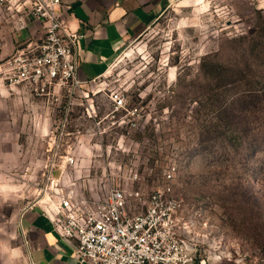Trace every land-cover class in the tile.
Here are the masks:
<instances>
[{"label": "rangeland", "instance_id": "rangeland-1", "mask_svg": "<svg viewBox=\"0 0 264 264\" xmlns=\"http://www.w3.org/2000/svg\"><path fill=\"white\" fill-rule=\"evenodd\" d=\"M1 12L0 236H5L20 233L23 211L48 198L50 149L57 138L46 136L44 119L31 118L26 93L4 81L8 60L25 43L11 49L7 41L22 31ZM98 83L74 96L67 115L74 122L65 126L61 146L62 155L71 152L82 163L68 170L85 193L130 182L148 196L175 165V193L208 222L210 241L223 251L217 264H264V0H180L121 45ZM113 90L124 94L127 110L138 109L135 116L112 113ZM92 103L96 119L105 120L101 127L87 120ZM78 129L84 141L76 146ZM133 172L139 178L132 183Z\"/></svg>", "mask_w": 264, "mask_h": 264}, {"label": "built area", "instance_id": "built-area-1", "mask_svg": "<svg viewBox=\"0 0 264 264\" xmlns=\"http://www.w3.org/2000/svg\"><path fill=\"white\" fill-rule=\"evenodd\" d=\"M61 5V0H0V10L14 19L18 30L34 20L43 25V36L37 45L10 57L4 81L11 90L22 88L48 105L59 103L63 92L74 97L82 89L77 76V47L84 34L66 26L59 11ZM109 99L112 113L125 110L135 116L138 112L137 108L126 109V98L119 90L111 91ZM87 113L101 127L104 119H96L95 104H89ZM62 119L53 133L57 141L50 149L53 158L44 191L48 198L34 204L46 206L61 237L76 240L75 256L80 263L217 264L223 251L210 241L208 222L199 211L191 212L175 193V165L168 167L164 181L148 196L130 182L89 196L78 178L69 174L68 167L80 168L76 156L61 154L67 116ZM134 120H130L132 125ZM98 129L106 131L105 127ZM56 169H60L59 176L53 175ZM138 178L137 172L129 177L132 183Z\"/></svg>", "mask_w": 264, "mask_h": 264}, {"label": "crops", "instance_id": "crops-1", "mask_svg": "<svg viewBox=\"0 0 264 264\" xmlns=\"http://www.w3.org/2000/svg\"><path fill=\"white\" fill-rule=\"evenodd\" d=\"M61 1L59 11L66 26L84 34L77 47V76L82 82L81 88L95 89L99 86L98 80L108 72L121 45L126 40L140 35L167 8L180 0ZM67 5L70 8H67ZM0 11L3 13V10ZM10 20L12 21V18ZM13 22L16 28L14 19ZM18 31L22 33L15 35L11 42L8 40L7 43L14 49L24 39V48L28 50L37 45L43 36V25L41 21L34 20L29 22L25 29ZM92 79H96V82H91ZM15 92L25 93L22 88ZM24 95L27 96L25 99L31 118L44 119L47 124L46 136H53L54 123H60L76 103L74 97L64 92L59 103L54 105H48L45 100L27 93ZM87 120L95 124L93 119ZM72 122L74 119H66L68 125ZM88 132L94 134L92 131ZM89 133L87 134L90 136ZM82 135L79 129L74 133L76 146L83 143ZM76 158L78 159L77 156ZM79 165L80 168L83 167L82 163ZM58 170L60 175V169ZM79 185L82 187L80 181ZM18 229L20 233L0 236V264H88L80 263L76 259V240L65 239L58 234L43 203L33 204L23 211Z\"/></svg>", "mask_w": 264, "mask_h": 264}]
</instances>
